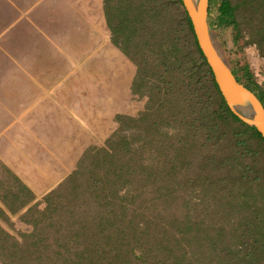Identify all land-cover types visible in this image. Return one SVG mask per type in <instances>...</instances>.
Returning <instances> with one entry per match:
<instances>
[{"label": "trees", "instance_id": "obj_1", "mask_svg": "<svg viewBox=\"0 0 264 264\" xmlns=\"http://www.w3.org/2000/svg\"><path fill=\"white\" fill-rule=\"evenodd\" d=\"M84 7L111 43L65 88L98 141L39 200L0 168V264H264V140L225 103L182 0ZM209 24L264 107L219 48L232 29L237 55L264 60V0H210Z\"/></svg>", "mask_w": 264, "mask_h": 264}, {"label": "crops", "instance_id": "obj_2", "mask_svg": "<svg viewBox=\"0 0 264 264\" xmlns=\"http://www.w3.org/2000/svg\"><path fill=\"white\" fill-rule=\"evenodd\" d=\"M43 1L0 0V168L10 169L37 200L70 173L86 143L98 141L65 85L111 43L84 0L68 3L74 24L62 44L29 39Z\"/></svg>", "mask_w": 264, "mask_h": 264}, {"label": "water", "instance_id": "obj_3", "mask_svg": "<svg viewBox=\"0 0 264 264\" xmlns=\"http://www.w3.org/2000/svg\"><path fill=\"white\" fill-rule=\"evenodd\" d=\"M182 3L225 103L237 118L246 126L256 129L264 140L262 103L252 91L238 82L231 68L213 45L209 24L210 0H182Z\"/></svg>", "mask_w": 264, "mask_h": 264}, {"label": "rangeland", "instance_id": "obj_4", "mask_svg": "<svg viewBox=\"0 0 264 264\" xmlns=\"http://www.w3.org/2000/svg\"><path fill=\"white\" fill-rule=\"evenodd\" d=\"M72 0H45L39 7L35 16H33L36 31L32 33L29 39L46 40L54 46H58L65 40L70 31L69 24L73 25L74 12L68 3ZM83 30L87 31L89 23L85 22ZM33 29V26H31ZM34 31V30H33ZM232 29H223L219 35V42L224 58L231 67L236 65L237 59L244 57L253 71L257 82L264 84V60L261 58L258 50L254 46H247L245 54L237 55V48L233 42ZM78 34V33H77ZM24 39V38H23ZM41 199V198H40ZM12 221L17 223L18 217H13ZM18 228L25 229V226L16 224Z\"/></svg>", "mask_w": 264, "mask_h": 264}]
</instances>
